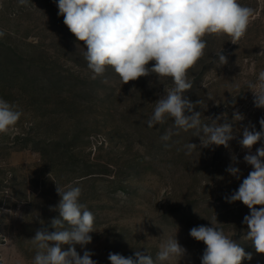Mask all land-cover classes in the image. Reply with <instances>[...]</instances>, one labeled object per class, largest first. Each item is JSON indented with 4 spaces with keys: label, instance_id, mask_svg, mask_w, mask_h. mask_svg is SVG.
<instances>
[{
    "label": "rangeland",
    "instance_id": "1",
    "mask_svg": "<svg viewBox=\"0 0 264 264\" xmlns=\"http://www.w3.org/2000/svg\"><path fill=\"white\" fill-rule=\"evenodd\" d=\"M239 3L254 12L246 34L237 44L226 35L204 37L184 95L199 101L203 123L224 115L232 122L234 112L244 119L233 121L236 139L228 147H199L196 130H178L171 118L148 126L155 102L174 86L171 78L153 74L123 84L108 67L93 79L85 46L58 15L57 0H0V98L22 113L0 133V210H7L0 212V264H33L32 238L42 228L54 231L50 221L58 212L50 207L59 202L57 186L69 185L81 188L79 200L95 216L85 248L97 264H110L109 253L127 257L136 250L155 259L160 243L175 236L187 253L163 264H201L206 245L189 232L215 217L226 236L252 253L242 264H264L243 223L250 210L226 199L252 171L243 159L249 150L238 143L242 130L259 131L264 118L248 87L264 70V0ZM222 50L225 65L217 58ZM189 142L198 149L186 154ZM261 146L264 140L251 153ZM229 165L241 170L240 179L226 171Z\"/></svg>",
    "mask_w": 264,
    "mask_h": 264
},
{
    "label": "clouds",
    "instance_id": "2",
    "mask_svg": "<svg viewBox=\"0 0 264 264\" xmlns=\"http://www.w3.org/2000/svg\"><path fill=\"white\" fill-rule=\"evenodd\" d=\"M27 2L19 0L21 5ZM57 7L63 23L85 46L84 56L93 79L103 75L108 67L123 84L153 74L157 78H171L174 86L165 88L164 95L155 102L149 127L171 118L178 130H196L199 147H228L236 139L233 121H242L241 113L234 112L232 122L224 115L215 119L207 117L212 123H203L201 112L196 110L199 101L193 103L184 93L192 86L188 71L204 55L207 46L204 37L226 35L237 44L247 32L253 9L243 6L239 0H57ZM259 55H264V51ZM217 58L222 65L228 63L223 50L217 53ZM150 62H154L151 67ZM248 87L253 93L254 105L264 108V70ZM21 115L14 105L0 98V133L14 127ZM221 119L225 120L222 124L218 123ZM259 124V131L255 125L242 130L238 143L249 150L243 159L252 171L226 199L229 203L240 201L248 207L250 214L243 218L248 228L247 238L256 253L264 254V146L251 153L252 147L264 140V118ZM170 135L169 132L162 139L168 140ZM185 148L186 154H191L198 146L189 142ZM226 171L240 179L238 167L229 165ZM56 191L59 202L50 207L58 212L50 221L54 231L47 228L36 231L32 241L38 251L33 264H97L92 259L93 253L85 248L92 242L90 233L94 232L95 216L80 202L81 188L57 186ZM216 222L215 217L211 226L190 229V236L206 245L201 264H242L243 260H251L252 253L226 236ZM76 245L85 249L83 255L77 252ZM186 253L175 236L160 243L155 259L141 250L127 257L109 253L108 259L110 264H157V261L163 264L177 258L181 261Z\"/></svg>",
    "mask_w": 264,
    "mask_h": 264
}]
</instances>
